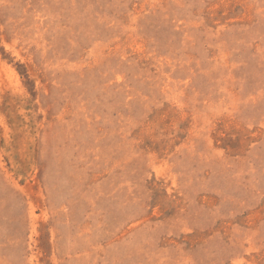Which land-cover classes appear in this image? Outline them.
Wrapping results in <instances>:
<instances>
[{
  "label": "rangeland",
  "instance_id": "obj_1",
  "mask_svg": "<svg viewBox=\"0 0 264 264\" xmlns=\"http://www.w3.org/2000/svg\"><path fill=\"white\" fill-rule=\"evenodd\" d=\"M0 264H264V0H0Z\"/></svg>",
  "mask_w": 264,
  "mask_h": 264
}]
</instances>
